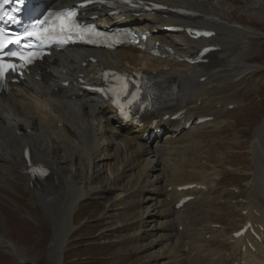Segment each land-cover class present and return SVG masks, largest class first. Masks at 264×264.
<instances>
[{
	"label": "bare ground",
	"instance_id": "6f19581e",
	"mask_svg": "<svg viewBox=\"0 0 264 264\" xmlns=\"http://www.w3.org/2000/svg\"><path fill=\"white\" fill-rule=\"evenodd\" d=\"M80 1L82 0H63L62 3L73 4ZM144 1L164 5L170 10L191 11L192 14L183 16L171 11H164L160 15L172 17L165 18L158 16L156 11H151L141 12L138 15L121 13L107 17L106 14L109 10L91 6L87 9V18L97 15L102 18L105 25L111 28L130 26L138 32L148 34L147 40L150 47L144 51L138 50L134 46H122L116 51L100 50L96 54L76 53L69 50L55 53L53 62L40 64L38 68L34 69L35 75L33 78H29L28 82L19 87L13 86L7 95L0 96V185L12 182H10L9 176H14L12 165H20V162L23 161V169L26 170V163L23 160V151L26 147L42 156L46 155L47 148L52 151L54 158L52 165L43 163L46 156L41 158L43 162L34 161L36 159L34 156L32 157L35 164H43L51 170L47 179L36 181L33 183V187L34 185H43L41 189L34 191L35 200L43 206L45 216L58 218V236L56 239L54 238V248L62 256L71 235L77 229L73 221L80 203L85 202L93 194L100 195L108 191L111 192L113 179L130 177L134 173H137L139 178H148L140 193H152L156 195V198L149 196L144 200L141 198L142 204H148L153 200L148 204L149 206H145L146 216L150 219L167 216L166 211H159V208L166 206L164 200H160L158 204L157 197L163 195L162 187L167 188L170 185L168 177L180 179L186 165L191 168L188 174L190 177L197 175L198 171L203 169L193 160L186 158L189 149L194 144L193 139L199 137L206 127V124L196 125V121L200 118L215 120L225 113L229 106L240 103L236 101L238 92L251 76L260 69L262 70L257 65H246L252 60L250 44L260 35L253 26L233 21L229 17L230 6L225 5L224 7L218 4L219 2L214 3L211 0ZM240 1L246 5L249 4L248 8H252L248 10L250 18L247 20H254V17L264 13V11L260 13L256 10V8L264 10V0ZM180 17L185 18L174 19ZM196 18L204 21L201 22ZM97 21L93 20V22ZM205 21L213 22V25ZM230 23L239 24L241 29L225 27V25H231ZM150 50H156L158 55H151ZM91 57L96 58L97 61L95 63L88 61ZM82 63H86L84 67ZM106 68L126 74L143 72L160 84L174 85L176 92H172L166 97L160 109L144 118L143 127L132 126L130 123L120 120L116 111L106 102L100 100L93 90L99 84L100 72ZM64 82H67L68 85L62 86ZM88 87L90 89H87ZM3 98L5 99L2 100ZM85 109L91 119L89 123L82 118ZM179 112L182 113V117L178 120H171V117ZM189 122L192 124L191 127L184 131L185 125ZM66 128L67 131H71V137L67 139L62 135L58 136L57 133L64 132ZM90 129L93 131L89 132ZM178 131H181L180 135L172 139ZM17 132H23L22 137H18ZM160 132L163 133L160 134ZM86 134L90 136L91 145L87 150H83V138ZM263 134L264 116L254 135V141L251 143L253 171L249 183V193H247L243 204L245 206L240 209L245 211L246 215L241 217L239 224L236 225L239 229L246 222H250L258 239L247 234L246 238L251 243V247L243 249L244 241L237 239L231 243L229 235L225 237L224 241L226 244H231L230 254L226 255L227 252L220 248V250H208L205 260L201 261L204 264H224L220 260L225 257L228 261L232 260V264L234 262L237 264H264ZM151 138L152 142L149 144L148 141ZM61 144L65 145L64 148ZM65 147H69L70 151L65 150ZM175 151H177V157L171 158L170 156ZM49 155H51L50 152ZM68 159L69 161H67ZM172 160L173 162L176 160L178 164H175L174 169L170 170L164 164ZM75 161L79 163L71 179L73 181L75 176L79 177V174L85 173V184L83 182L81 186H75L74 183H70L72 181L69 182L66 178L64 181L57 178L58 176L54 172V168H59L62 163L70 165ZM100 165L106 167L109 178L106 179L102 189L85 191L96 177ZM114 165L117 172H112ZM61 168L63 167L61 166ZM21 170L22 168L16 176L17 179H26L27 183H30ZM61 172L63 173L62 170ZM126 173H128L127 176ZM152 174L153 176H151ZM215 174H217L216 170L200 175L201 183H195L196 186H205V183L214 179ZM51 177L52 180L45 184ZM56 178L58 185H56ZM189 184L192 183L175 184L171 196L173 195L177 201L184 195V192H178L177 188ZM69 206L71 208L67 212ZM69 221L72 223H70L71 226ZM179 225L180 223L177 224V227ZM168 226L166 222L160 221L158 227L154 228L153 226L151 231L164 230ZM207 230H209L211 239L224 237V229L219 232L210 228ZM150 235L152 236V234ZM166 237L161 235L158 238L160 241H166ZM203 241L204 239L200 235L194 237L188 235L184 243H189L191 246L194 244L191 252L195 251L198 255L204 247L201 245ZM156 244L159 243L152 241L139 248L141 250L150 249ZM18 251L20 253V250ZM240 252L242 254L237 259L235 256ZM159 257L160 255L152 258L151 261L156 263ZM180 259L175 255L171 264H183ZM198 260L200 261V257Z\"/></svg>",
	"mask_w": 264,
	"mask_h": 264
},
{
	"label": "rangeland",
	"instance_id": "374dc122",
	"mask_svg": "<svg viewBox=\"0 0 264 264\" xmlns=\"http://www.w3.org/2000/svg\"><path fill=\"white\" fill-rule=\"evenodd\" d=\"M216 1L221 6L231 7L229 17L233 21L253 26L257 30L260 37L250 44L252 60L246 65H257L262 70L260 69L251 76L252 78H249L245 83V87L243 86L244 88L238 92L236 101L240 102L239 105L233 109H227L225 113L216 118L215 122L207 125L199 137L193 139L194 144L189 149L186 158L193 160L203 169L198 171L197 175L190 177L188 173L191 168L186 165L185 175L183 174L180 179L168 177L170 186L167 189L162 187L165 195H162L158 200H165L166 206L159 210L166 211L168 217L151 218L153 222L156 219L157 223H153L146 216L145 206L151 201L148 204H142L141 198L144 200L148 196L151 198L156 196L147 192L140 193L148 178H139L137 173L133 174L132 172L133 175L130 177L113 179L111 192L108 191L100 195L93 194L85 202L80 203L73 221L77 229L71 235L62 256L54 248V240L58 236V218L45 216L43 206L36 202L35 192L29 187L26 179H17L19 170L21 167L24 168L23 161H21L20 165H12L14 176L9 175L10 182H12L0 185V264H171L175 255L179 256L183 262L187 263L191 257L190 264H202L199 263L198 258H204L208 247L198 254L199 257H196L195 251L191 254L194 244L191 246L189 243H184L187 236L200 235L204 239L202 242L204 245L210 240L207 228L221 230L217 229L218 226L215 227L214 223L222 224L223 228H227V235L235 228V224H239L238 220L242 216L239 209L240 200L237 198L233 200L220 199H224L226 196L233 197L232 194L225 193L241 191V193H245V195L242 194L244 196L242 201H244L249 193L247 187H250L247 184L250 183L249 175L253 171L251 143L254 141V135L264 116V13H261L264 10L256 8L261 13L259 15L263 16L254 17L253 14L254 20H247L250 18L248 10L252 9L248 8L249 4L246 5L240 0L221 2L220 0H211L214 3ZM90 145L88 140H84L83 150H87ZM61 146L64 148L65 145L61 144ZM49 150L47 148L46 151L48 154L51 153L49 156L46 152V155L42 156L32 150L34 159H36L34 161L43 162L41 158L46 156L43 163L52 165L54 158L52 151ZM65 150L70 151L69 147H65ZM262 150L264 153V148ZM177 151L170 157H177ZM174 162L172 160L164 165L172 170L175 164H178V162ZM78 163L77 161L70 165L62 163L60 169L55 167L54 172L58 176L56 177L63 181L64 178L69 182L72 181L71 177L74 175ZM8 165L11 166V164ZM61 166L66 169L63 170ZM214 170L217 171L216 180L208 182L206 184L207 191L197 193L196 198L191 201L192 204H188L183 209L174 210L172 207L174 200L164 197L170 196L169 194L173 191L172 183L201 182L200 175L211 173ZM112 172H117L115 165ZM128 173L125 175L127 176ZM78 176H75L70 183L81 186L85 181V173ZM57 178L56 185H58ZM108 178L106 167L100 165L96 177L85 191L102 189ZM49 179L52 180V177ZM171 188L172 191H168ZM7 193L9 196L6 195ZM70 208L71 206L67 207V212ZM68 219L70 220V218ZM159 221H169L171 225L164 230L151 231V226L158 227ZM179 221L182 225L177 229L176 225ZM70 223L71 221H69L71 226L72 223ZM161 235L167 236L166 241H160L158 237ZM222 240L218 244V239L215 238L213 243L209 241L207 245L211 244L210 248H216L219 245V248L224 250L227 245L224 241L226 238ZM152 241L159 244L153 245L150 249L141 250L139 248ZM14 249L20 250V253L18 250L15 252ZM158 255L160 257L156 263L152 262V258ZM226 258H222L221 263L227 264Z\"/></svg>",
	"mask_w": 264,
	"mask_h": 264
},
{
	"label": "snow or ice",
	"instance_id": "6c2138e0",
	"mask_svg": "<svg viewBox=\"0 0 264 264\" xmlns=\"http://www.w3.org/2000/svg\"><path fill=\"white\" fill-rule=\"evenodd\" d=\"M49 15H52V14L50 13ZM57 16L61 20L59 28H60V31H62V32H71L75 28L80 27L79 25H77L75 23L74 17L76 16V13L73 11L58 13ZM43 23H44V21L39 22V24H43ZM37 27H38V25H33V28H37ZM89 31H91V30H89ZM47 33H48V29H43L40 32H35V31L28 32V35L33 36L36 39L42 41L43 39L47 38V36H46ZM2 35H3V30L0 29V38H2ZM5 46L6 45L3 42H0V51H2ZM22 47H31V45L22 46ZM18 52H19V58L21 60H24L26 63H31L32 59L34 58V55H35V53H30V52L26 53V52H23L22 50H19V49H18ZM17 54H18L17 52L7 53V55H10V56H17ZM9 69L14 71L15 65L5 64V63L0 62V76H2L4 74V72L6 70H9Z\"/></svg>",
	"mask_w": 264,
	"mask_h": 264
}]
</instances>
